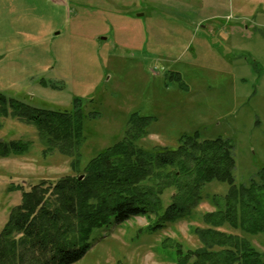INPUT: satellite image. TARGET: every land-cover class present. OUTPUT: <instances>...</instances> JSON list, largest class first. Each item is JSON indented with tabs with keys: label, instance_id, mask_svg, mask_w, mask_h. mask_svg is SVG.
<instances>
[{
	"label": "rangeland",
	"instance_id": "1",
	"mask_svg": "<svg viewBox=\"0 0 264 264\" xmlns=\"http://www.w3.org/2000/svg\"><path fill=\"white\" fill-rule=\"evenodd\" d=\"M0 94L50 110L80 99L94 112L83 118L80 166L145 118L137 141L143 147L175 148L196 131L228 139L235 185L262 183L264 0H0ZM12 140L30 145L0 156V231L21 198L11 184L28 189L74 175L71 157L43 153L33 124L0 114V143ZM227 189L203 184L202 201L161 228H147L155 215L112 219L91 231L88 251L72 264H174L177 253L167 246H201L191 228L203 226L200 214ZM172 190L161 194L163 206ZM221 229L264 252V233Z\"/></svg>",
	"mask_w": 264,
	"mask_h": 264
},
{
	"label": "trees",
	"instance_id": "2",
	"mask_svg": "<svg viewBox=\"0 0 264 264\" xmlns=\"http://www.w3.org/2000/svg\"><path fill=\"white\" fill-rule=\"evenodd\" d=\"M72 103L71 109L50 110L0 94V114L33 124L43 153L71 157L74 173L38 180L28 189L22 184L9 186L21 191V198L0 231V264H72L88 251L94 229L112 219L124 222L152 215L155 219L147 228H161L187 216L203 199L202 185L214 181L226 183L228 189L222 196H212L214 209L200 214L203 226L191 228L201 246L183 250L170 243L167 247L177 253L174 264H264V252L245 235L221 229L264 233V174L262 183L252 178L249 185L236 186L233 144L228 139H202L196 131L183 134L175 148H145L137 142L143 136L139 126L147 121L142 118L80 166L76 149L83 118L94 112L86 113L78 98ZM28 145L21 140L0 143V156L19 155ZM168 188L173 189L170 201L163 206L160 196Z\"/></svg>",
	"mask_w": 264,
	"mask_h": 264
},
{
	"label": "water",
	"instance_id": "3",
	"mask_svg": "<svg viewBox=\"0 0 264 264\" xmlns=\"http://www.w3.org/2000/svg\"><path fill=\"white\" fill-rule=\"evenodd\" d=\"M82 177H83V176L81 175L80 178H79V180H80Z\"/></svg>",
	"mask_w": 264,
	"mask_h": 264
}]
</instances>
